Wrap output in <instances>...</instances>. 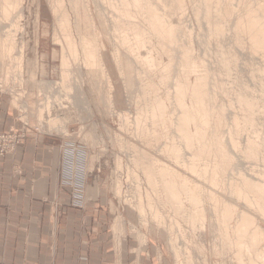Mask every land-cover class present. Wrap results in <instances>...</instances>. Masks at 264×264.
I'll return each instance as SVG.
<instances>
[{"label": "rangeland", "instance_id": "rangeland-1", "mask_svg": "<svg viewBox=\"0 0 264 264\" xmlns=\"http://www.w3.org/2000/svg\"><path fill=\"white\" fill-rule=\"evenodd\" d=\"M79 1L80 3L76 5L77 8L75 7L74 9L72 7L73 8L72 9L69 5L68 0L64 1L62 5L61 4L56 5L55 0L54 1L53 0H18V4L16 8L12 10L11 15L9 16L8 19H3L0 13V94L2 96H5L7 101L12 102V105L14 106L16 114L18 116L17 120L20 123L19 126L9 128L8 130H3L0 128V131H3L4 133L8 131L16 132L15 133L16 139L13 148L1 154L0 157H3L11 153L16 147V145L21 143L24 140V138L31 132H35V133L42 132L53 136L56 135L58 136L57 137L59 140L58 146L60 150V180L65 185V189L68 190L69 192L70 195L69 204L71 206L82 208L83 206L88 204V202H90L91 199L93 198L98 197L105 199L111 205L114 211H117L118 213L120 212L123 215L131 232L135 234H137V232H139V234L142 233L143 235H139V238H141V236H144L145 240L148 239L152 242L153 244L152 250L157 257L162 259L161 261L162 264H183V262L184 264L185 263L191 264L192 262L189 260L192 257L193 258L191 260L194 262L193 264H249L248 262L250 261L247 262V259L249 258L250 254H251L250 256H252L253 258V259L252 258L248 259V260H252L250 264H254V263L257 264L261 260L262 263L260 262L258 264H264L263 262L264 259L258 258L260 257V252L264 254V251H262L264 250L263 247L264 246V214L263 212L258 210L261 209V207L264 208V200H261L262 197L264 196V194H262L264 193L263 192L264 189L262 190L261 188V187L264 188L263 185L261 186V184H264V42H263L264 38H262V36L264 37L263 35L264 27L262 25L264 24V0H171V1L165 0L166 2L162 0L164 3H166L165 5L160 0H157V2L159 1L160 3H157L156 0L153 2L150 0H146V1L141 0V2L140 1L138 2L141 5H137V6L136 4H138L137 3L138 0L135 1L136 4L135 2L134 3L130 2L132 0H126L127 3L124 0H119V2H117L118 0H114L112 2L110 0H107L109 1V2L106 1L108 4L103 3L105 2L104 0H79ZM148 1L149 3H147ZM167 1L169 5L167 4ZM113 2L114 3L116 2L117 5L114 4ZM120 2L121 5L123 3L124 6L122 5L121 7H119ZM130 3L132 4L129 5ZM125 4L126 6L128 5L127 7L128 9L126 8ZM152 4L155 5L157 10H155L156 8ZM158 4L159 6H157ZM0 5H1V0H0ZM55 5L57 6L56 7L57 9L55 8ZM115 5L118 8H121L122 12L120 11V9L116 10L117 7H114ZM129 6H134V8L136 7L138 11L141 8L140 6H142L140 11L144 14L149 9L150 11L146 13V15L151 16L152 18L151 22H149L150 16L146 17V15H143L142 13L140 14V12H138L137 10L136 12H138L139 14H137L136 12L134 13H136L138 16L137 15L133 16L132 14L134 13H130V12H133L135 9L132 8L133 11H130L131 7ZM181 6L183 8H181ZM162 7L164 10L162 9ZM124 8L127 10H125ZM142 9L143 11L144 10L146 11L143 12ZM158 9H162V10L159 11ZM58 10H60V13ZM62 10L63 11L66 10L67 17L73 23V25L71 26L68 27L65 26V29L64 26H61L60 22L58 21V18H61V13L63 12ZM120 13H121L120 17L117 16V14L119 15ZM128 13L130 14L128 15ZM153 13L155 15H153ZM122 14L125 15L124 16L125 18L122 17L123 16ZM126 14L128 15V17ZM158 14L159 17L156 16ZM170 15H172V17ZM140 16L143 17L142 18L143 22H141L140 20V23L139 22L137 23L136 19L138 17L139 19H141ZM166 16L171 17L166 19V20L169 19L168 21H171V23H173V21L177 22V23L174 22L175 24L173 23L174 25L177 24L176 26L177 28H175L176 30L174 29L175 31L173 30V28H171L174 25L171 26L169 25L171 24L170 22L168 21L165 22L164 18ZM116 17H119L120 19L119 18L116 19ZM145 17L146 19H144ZM256 17H258V20ZM122 18L123 21L121 20ZM154 18L155 20H153ZM159 18L162 23L160 21H156L159 20ZM115 19L119 23L116 22ZM124 19L128 21L129 25L127 24V21ZM152 20L153 22L154 21L155 22L153 23ZM253 21L254 23H252ZM144 22H146V24ZM143 23L146 26L143 25ZM255 23H257L256 24L257 27ZM116 24L118 25L115 26L116 27L115 28L114 25ZM125 24L128 25L127 26L128 29L126 28ZM159 24L163 28H165V26L167 25L168 27H166L167 29L166 28L163 29L159 26ZM74 25H76V27H74ZM153 25H156L157 27L156 26L153 27ZM135 26L137 27V31H135L136 30ZM147 26H148L147 29L149 31L152 30L153 33H151V31L148 32L147 29L145 30V27ZM252 26L254 28H252ZM129 27L130 29H132V31L131 30L129 31L130 33L128 32ZM155 27L159 28L160 30L155 29ZM122 28L125 30H123ZM257 28L260 30L262 29V32L260 31L262 33L261 37L260 35H258L261 33L258 32L259 30ZM139 30L144 33L140 32ZM163 30L165 31V33H163L164 32ZM65 31L66 34H70V33L74 35L78 34V36L75 35V37H77L76 39H78L81 36V34L82 36L86 37L87 33H88L87 36L88 38L90 37L91 39L94 38L93 40L95 41H93L92 44L97 46L94 47V49L95 48L98 49V50L95 49L96 52L95 51L94 52L96 55H98L101 58L103 65L102 70L98 66L86 67L82 65L83 63L81 61L79 62V60H75L76 61L75 63L74 59H70L69 72H68L69 77L67 78L68 80L61 83L62 82L61 55L62 52L64 51L67 56V52H68L66 48L67 44L65 40ZM119 31H121L120 33L121 35L118 33ZM138 31L139 34L141 35L138 34ZM61 32L64 34V36L62 35ZM124 32L126 34H129V37L128 35H125ZM11 33L14 36L13 37L14 47L11 52V55L9 56L6 55L7 53L5 52L4 45L7 46L11 42L12 37L8 36ZM156 33L158 36L156 35ZM162 33L164 35H162ZM255 33L257 37L254 36ZM116 35H118L119 37ZM161 35L162 37L163 36L165 37L164 38L165 40L162 39ZM159 36L161 37V40ZM133 37L135 39H133ZM172 37L175 40L174 39L172 40ZM145 38L148 43L144 41ZM148 38L150 39L149 41L147 40ZM154 38H159V39L154 40ZM152 39L153 41H151ZM256 39H259V41L261 42H258L257 40L258 42L257 43ZM117 40H122V41L119 42ZM135 40H137V42ZM123 41L125 43V46L122 45ZM128 41H130V43H128ZM131 41L132 42L134 41L135 44L134 43L131 44ZM150 41L152 42V44L150 43ZM168 41L172 42L170 47H167L168 44H170ZM143 42L146 45L143 44ZM153 42L157 45H155ZM161 42L162 45H164L162 46L163 48L160 46ZM260 43L261 45L257 46V44ZM119 44L122 46H120ZM137 44L138 45L143 44L141 45L143 48L145 47L154 48L153 50L152 49L150 50L149 48L148 51L145 48V51H147L146 56L148 57H150L151 55H155V56H152L151 57L152 59L145 57L148 61L143 60L145 58L142 55H145L146 52L143 49L142 50L144 52L143 51L141 52L140 49L141 46L139 45L140 47L139 46L137 47ZM148 44H150V46ZM153 45L157 46V48L159 49L155 48V46L153 47ZM133 48L134 49L137 48L135 49L137 51H134ZM160 48L163 50H161ZM128 50L129 51L131 50L132 52L131 51L130 52L132 54ZM138 50L140 51L138 52ZM155 50L156 52H154L153 54L152 52ZM126 51L128 52V54ZM133 51L135 54L133 53ZM155 53L158 55V57H156L157 55ZM68 55L71 56L70 53H68ZM130 55L132 56L134 63L138 61L140 63L141 61L139 59H141L143 63L145 61V65L143 64L141 66L142 63L134 64L133 60L130 58L131 57ZM139 55L142 57L139 58ZM169 55H171V57ZM183 55L185 56V58ZM133 56L137 58L136 59L137 61ZM163 57H164V63L161 62L162 63L161 65L165 64V66L164 65L162 66L165 69L160 67L161 65H159L160 64L159 60L156 61L154 60L157 58L163 59ZM152 60H154L153 62L159 61L156 64L159 65L158 67L160 68L154 65L155 63L152 65ZM166 60H168V63L165 62ZM181 62L184 63L182 64ZM192 62L194 63L192 64ZM199 63L201 67L198 66ZM148 64L149 65L151 64V67L148 66ZM168 64L170 66H166ZM146 66L148 67L145 68ZM148 68H152L153 70ZM178 69L180 73L178 72ZM197 72L198 74H195ZM199 72H201L202 75ZM163 75L165 76L164 78H162ZM178 75L180 77H178ZM203 75H205V78ZM199 78L202 82L199 80ZM183 79L185 80L184 81L185 84L189 83L188 86L182 82ZM195 79L198 83L195 82ZM174 81L179 82L181 85L179 86V84L175 83ZM47 83L49 84L51 83L50 87L49 84ZM203 83L204 85L205 84L206 85L204 86ZM40 85L41 86L48 85L50 89L49 88L46 89L47 87L39 88ZM185 86L189 87L190 89H188ZM178 87L180 88L178 89ZM182 88L185 92L181 90ZM191 88L194 90H192ZM196 88L200 89V91L199 90L197 91ZM203 88H205L207 92H205ZM39 89L42 90L40 91ZM176 89L181 92V93L179 92L180 97ZM190 91H192L191 93L193 94H190ZM194 91L198 92L199 97L197 93H195ZM203 91L206 94L208 93L207 94V96L209 95L208 98H206L207 96L206 97L204 96L205 93H203ZM182 93H184V96L182 95ZM185 94L187 95V97L185 96ZM201 94L202 96H204L202 97L203 99L201 98ZM45 95L46 98L48 97L47 99L45 98ZM165 95L167 96L165 97ZM192 95L194 96V98ZM172 97L175 99V101ZM197 98L198 100L196 101ZM204 98H206V100ZM51 99H54L55 101ZM177 99L178 102L176 101ZM47 100L50 101L47 102ZM153 100L154 101L156 100V102L153 103L154 102ZM164 100H167L165 101L166 103L164 102ZM44 101H46L49 104L48 107L50 111L47 114H46L47 111L44 112L43 114L44 123L42 122L40 124L38 123L37 120V113H38L37 110H39V108L47 104ZM160 101H162L163 103ZM183 101H184V105H186L187 107L190 104L191 107H193V109L196 107L194 109V114L192 108L190 109L188 107L187 109L189 111L185 110L186 107H183L184 106L182 104ZM190 101L193 102L195 101L194 103H196V105L193 106L194 103L193 102L190 103ZM200 102L202 104L201 106H198ZM57 103L59 107L57 106ZM156 103L163 104V106L159 104L157 106ZM165 104H167L166 105L167 107L165 106ZM178 105L179 106L181 105V107H179ZM60 106H63L65 108H62ZM145 106L147 107V110ZM200 107L202 108V110L204 108L206 117H204L205 115H202L203 118H200L199 120V116L202 117L201 114L204 113V112L202 113ZM55 108L57 111L54 110ZM57 108H59L60 111ZM163 108H165L167 112ZM161 109H163L164 111ZM196 109L197 112L195 111ZM178 110L181 111L180 114L183 113L184 115L186 113L184 117L182 114H181L182 117L179 118L176 117V115L178 116L179 114ZM190 111L192 112L191 114L190 113L189 114L192 116L196 115L195 118L187 114ZM140 112L143 114H141ZM49 114L51 115L50 117L57 118L56 121H54L57 126L54 123L53 124L55 126L52 124L54 129L53 127H48L49 126V125L47 126L48 123L45 122L46 120H49V118L47 117V115ZM160 114H162L161 115L162 118ZM180 114L179 116H181ZM145 115L147 116L149 115L148 118ZM186 116H190V117H187L186 120ZM136 117L140 119L139 120V122L141 121L140 123L135 121L137 119ZM149 117L151 118L149 119ZM152 117L154 119H158L159 122L157 120L155 121ZM159 117L162 120L161 122ZM163 117L166 120H170L172 117V120L167 122L165 119L163 120ZM59 119H62L63 121ZM143 119L145 121H143ZM179 119H181V121ZM188 119L190 123L192 121L195 122L199 120L201 126L204 125L207 126L203 127L202 130L200 125L196 124L198 122H195V124L193 125L194 122H192V124L187 123ZM201 119H203V121ZM205 120L207 122H205ZM172 121L174 124L171 125L170 122ZM177 121L180 125H178V123L176 124ZM61 122L63 123L61 124ZM181 122L183 124L186 123V125L185 124H184L185 126L183 124L181 125ZM154 124L155 126L156 125L157 126L154 127ZM188 124L189 127L187 126ZM198 125H199V130L197 131ZM136 126L137 128L139 127L138 129H140L141 126V129L138 130ZM150 126L152 127V129H150L151 128ZM61 127L62 128L65 127L64 128L65 130L62 129ZM186 127H188V129ZM175 128L176 130H178V128H181V130L179 129L176 132ZM194 128L196 129L197 132H194L195 131ZM61 129L63 131H61ZM188 130H190L189 134H191L192 136L188 135L187 132ZM199 131H202L200 132L201 134L198 133ZM174 132H176L177 134ZM194 133L197 134L193 135ZM178 134L180 135L177 136ZM147 136L153 141H150V139ZM169 136L173 137L174 141L172 140L173 138ZM193 136H195L197 139L195 137L193 138ZM189 137L192 138L189 139ZM202 137L204 139H202ZM153 138L155 139V141ZM198 138H200L199 143L201 142L200 140H202V141H206V144L205 142L204 143L202 142L203 144L202 143L198 144L197 143L198 141H196L198 140ZM192 139L193 140L196 139V140L192 141ZM178 142L179 143L181 142L180 143L181 147L184 146L183 149L180 147V145L178 147L179 144ZM185 143L188 147L186 145L182 146V144ZM194 143H196L198 146L195 145ZM170 144H172V146H170ZM247 144L250 147H253L254 145L255 146L253 148H250L247 146ZM190 145L193 147V149ZM202 145L203 146L205 145L207 148L205 146L202 147ZM174 148H176L175 151ZM166 149H168V151ZM206 149H208L209 151ZM249 149L250 150L255 149V150L248 152L247 150ZM193 150L195 152H193ZM203 150L205 151L204 157L202 153ZM201 153H202V157L204 158L203 160L200 156ZM206 153H208V155ZM139 154L142 155L139 156ZM145 154H147V156ZM131 155L133 157L135 156L134 158L136 159H134ZM149 155L154 157V162L153 160H151L153 159V157ZM180 158L182 160H180ZM199 158L201 159V161H199L200 160ZM115 160H117L118 162ZM134 160H137V162ZM144 160L146 161V163ZM186 160H188V162L183 163L186 162ZM194 165L197 167H195ZM202 165L204 167H202ZM206 165L207 168H205ZM198 166H200L199 168L201 171H199ZM145 167L148 168V170H146ZM185 167H187V169H185ZM149 169L151 170L149 171ZM163 169H165V171L168 170L166 171L167 173L165 171H162ZM193 169L198 170V175L199 176L201 175L202 177L205 178L199 177L198 175L197 176L194 175L197 174V171L196 170L194 171ZM205 169L206 170L209 169V171H206ZM142 170L144 171V174H141V172L143 173ZM145 171H147V173ZM165 173L168 174V176H164L166 175ZM204 173L206 174L208 173V175ZM130 174H132L131 179H130L131 177ZM156 174H158V176ZM175 175L177 177H172ZM182 176L185 177L182 178ZM211 176L215 178V181H213L214 179L211 178ZM243 176L245 177V180ZM147 177H149V179ZM157 178L159 180H157ZM172 178L173 179L177 178L178 180L176 179L177 181H174ZM184 178L185 180H183ZM147 179L148 181H146ZM170 179H172L173 181L171 184H176L178 182L179 185L185 182V184L188 185L189 187L193 185L192 187L194 188L192 189L193 193L190 190L188 191L189 193H187L188 195L187 196L183 194L182 191H178L177 194L181 192L184 195V198H181L183 196L182 194L179 193L180 194L179 197L180 196L181 197L178 199V195L176 194L177 198L173 199L172 197L173 199L172 202L171 201L172 199L170 198L171 194H169L171 193V190L169 189H172L171 188L172 186L170 184L171 181ZM153 180L155 182H153ZM160 180L163 181L160 182ZM249 180L251 181L255 180L252 181V184L256 181L259 182H256V184L254 183L255 185H253L254 187L253 188ZM187 181L188 183H186ZM168 182L169 184H166ZM190 182L192 183L191 185ZM212 182L213 183L215 182L216 184L215 183L213 184ZM161 183H163L162 186L164 187L165 190H163ZM155 185H157L158 187H156ZM234 185L236 186L235 188ZM116 186H118V189ZM152 186L158 191L152 192L155 191ZM241 186L243 189L241 188ZM255 186L256 187L260 186L257 188V191L260 189L258 193L256 191ZM149 187H152V189ZM231 187H232L231 190L233 191L232 193H234L235 191L234 193L235 195L231 193L230 190ZM244 187L246 188L244 189ZM196 188L198 192H202L201 195L199 193L200 196L197 195L198 192L196 193L197 191ZM240 189L242 192L239 191ZM251 189H252V193L250 192ZM137 190L138 193L136 192ZM145 190L146 193H149L150 190L149 197L156 193L153 196V198H151L153 200L151 201V199L149 198L150 199L149 201L153 202L152 205L154 207V205L159 200L161 205L160 203H157L154 208H156L157 206L156 210H158L161 214L164 215L165 218L163 219L165 221L164 223L161 219V215L159 216V218L158 216L157 218L153 216L155 217L153 219L150 211H148V210L153 211V207L146 210L147 202L149 201L147 200L148 198L146 194H143L144 193L143 191ZM254 192H256L255 195ZM134 193H136V201H135ZM162 193H164L165 195L167 193L166 196L169 199L166 200L167 197H165L164 194ZM194 193L196 194V197L198 196L197 199H200L201 196H202L201 199L204 198L202 200L203 204L200 203L201 201L199 203L197 202L196 197L193 196L195 195ZM143 195L146 197H143ZM189 195H192L193 197L191 196L190 198ZM211 195L213 197H211ZM241 195L245 197H242ZM249 195L251 197L253 196L257 197V201L256 198H251L249 197ZM258 195L261 197V199H259L260 197ZM246 196H248L249 200H247ZM194 197L195 200L193 199V201H191L192 198ZM244 198L246 201H249L250 204H251V200L255 201V203L258 204L259 208L258 206H256L257 204L256 205L254 204V202L252 204L254 205V207L258 209L254 208L253 205H252L253 208L251 207L252 209L249 208L251 205H249V202H245ZM175 199L177 201L179 200L178 203H176L177 201ZM182 199L184 200L182 201ZM132 200L133 202H130ZM258 200H260V202ZM134 201L137 203V206L139 204L142 203L144 204V202H146V204H144L145 214L148 215H145L143 213V216L145 215V218L142 217L141 214H138L139 212L138 210H136L137 206L136 204L134 205L135 203ZM180 201H182L184 205H182ZM221 201L222 203H220ZM167 202L170 203L168 204ZM174 202L176 205L171 204ZM228 202L231 204H229ZM190 203H194L196 205L194 206V204H192L190 206ZM244 203L248 205L246 206ZM179 204L182 207H179ZM226 204H228L229 206ZM185 205H187L189 208H187ZM217 205L219 208L217 207ZM231 205L233 206V209ZM212 206L214 208H212ZM227 206L228 207L231 206V207L228 209L226 208ZM202 207H203L202 215L204 214L203 215L204 219L202 218L201 215L200 218L203 219L201 223L202 219L199 218L200 213L198 212L199 211L198 209ZM223 207H225L226 210L230 212L227 213V211ZM172 208H174V210ZM176 208L178 211L176 210ZM179 208L181 209L179 210ZM182 208L184 210L185 208L189 209V211L191 209L190 212H192V214L186 216L185 215L186 211L182 210ZM220 208L223 209V210L221 209L222 213L219 210ZM214 209L216 213H213ZM244 209H245V213L249 214V218L251 215L250 222H252V225L250 223L251 226L249 227L248 225L247 227L249 228L248 229L249 236L251 237L252 235H254L252 234L253 232L252 230L254 231L256 230L254 232L256 235L257 234L260 235L262 233L261 235L263 236L260 235L261 236L260 239L258 235L257 237L255 235V241L259 240L258 242L255 241L252 242V239L250 237H248L247 239L248 240L250 239L251 242H248L247 239H244L246 237L244 238L242 237L246 241V243L248 242L247 246H249L250 243L253 244L252 245L253 249L249 247L250 248L249 251L245 249L247 253H245L244 250L239 252L242 256L241 258L239 253H235V251L238 250L237 246L235 245L237 240L239 239L236 238V235L233 232H234V228L237 226V222L239 221V216L237 215L236 212H238V214L240 215L241 214L240 212H242V210L244 211ZM255 209L259 212H257ZM217 210L220 212V214ZM146 211H148V213H146ZM174 211L176 213H174ZM180 211H184L181 212V214H183V216L182 215L181 216L184 219L179 215ZM189 211L188 213H190ZM193 212L195 214L197 212L196 215L199 216L193 217L195 215ZM177 213L178 215H175ZM217 213L219 215L224 216V217L221 216V220L223 218V221H221L220 218H218ZM261 213L263 214V216L261 215ZM213 214L214 215L216 214L217 217H215L216 215L214 216ZM184 216H186L187 218L189 216V219H187ZM225 216L227 217L228 221L227 219L225 221L226 218ZM252 216L254 219L252 218ZM141 217L142 219L143 218L146 219V221L140 219ZM197 217L198 219H200L198 220L200 222L194 223L197 220L196 219ZM190 219L191 221L194 222L189 221ZM173 220L174 222L176 221L177 224L176 222L174 223ZM218 220L221 221L220 223L223 222L222 223L223 225L220 224ZM251 220L254 221L255 225ZM160 222L163 225L159 224ZM225 222L227 223V225ZM173 224L175 226H173ZM224 226H225V230L227 228L226 231H223ZM255 226L256 227L258 226V228H256ZM177 227L178 228L181 227V228L178 229ZM176 228L178 229L177 231ZM231 229L233 230V232L231 231ZM229 230L231 231L230 233ZM220 231L223 237L221 236ZM223 232H226L228 234L229 236L228 239L225 238L226 235L224 234L226 233ZM231 233H233V235ZM176 234H178V236ZM230 235H232V237ZM176 236L181 237L182 239L181 238L178 239ZM221 237L225 239H222ZM230 238L231 239L235 238L234 242L233 239L231 240ZM177 239L179 241L176 244L175 242ZM230 241L232 244H230ZM172 242L176 245L173 246ZM256 243L258 244L256 245ZM254 244L256 245V249H254L255 246ZM228 245H230V247ZM234 246L235 248L233 249ZM255 250L256 252L258 251V254L255 253ZM235 254L239 256L236 257ZM242 254L243 255L248 254V255L247 256L245 255L243 257ZM187 255L188 256L191 255L189 256L190 259ZM257 255L259 256L257 257ZM185 258H187L189 263L187 262V260H185ZM238 258H240L241 260Z\"/></svg>", "mask_w": 264, "mask_h": 264}, {"label": "crops", "instance_id": "crops-1", "mask_svg": "<svg viewBox=\"0 0 264 264\" xmlns=\"http://www.w3.org/2000/svg\"><path fill=\"white\" fill-rule=\"evenodd\" d=\"M17 118L0 94V128ZM57 137L31 132L0 157V264H162L105 199L69 204Z\"/></svg>", "mask_w": 264, "mask_h": 264}, {"label": "bare ground", "instance_id": "bare-ground-1", "mask_svg": "<svg viewBox=\"0 0 264 264\" xmlns=\"http://www.w3.org/2000/svg\"><path fill=\"white\" fill-rule=\"evenodd\" d=\"M53 1H54V0H53ZM64 1H67V0H55V3H56V5H57V4H61V5H62V3H63ZM68 1H69V5H70V7H71V8L73 7L74 9H75V7L77 8L76 5L80 3L79 0H68ZM104 1H105V2H103V3H107V2H109V1H107V0H104ZM106 1H107V2H106ZM110 1L112 2V1H114V0H110ZM124 1L126 2V0H124ZM135 1H137V0H132V1H130V2H133V3H134ZM139 1L141 2V0H138L137 3H138ZM145 1H146V0H145ZM150 1L153 2V1H155V0H150ZM160 1H162V0H160ZM163 1L166 2L165 0H163ZM163 1H162V2H163ZM169 1H171V0H169ZM117 2H119V0H118ZM122 2H123V1H122ZM156 2H157V0H156ZM162 2H161V4H162ZM164 2H163V3H164ZM19 3H20V1H19ZM53 3H54V2H53ZM113 3H114V2H113ZM126 3H127V2H126ZM147 3H149V1H148ZM157 3H160V2L158 1ZM17 4H18V0H1L0 13H1L2 18H3V19H8L9 16L11 15L12 10H13L14 8H16ZM107 4H108V3H107ZM114 4H116V2H115ZM131 4H132V3H130L129 5H131ZM135 4H136V2H135ZM135 4H134V6H135ZM144 4H145V3H144ZM150 4H151V3H150ZM154 4H155V3H154ZM154 4H152V5L155 7ZM165 4H166V3H164V5H165ZM167 4L169 5L168 1H167ZM56 5H55V8L57 7ZM61 5H60V6H61ZM110 5H111V3H110ZM112 5H113V4H112ZM116 5H117V4H116ZM116 5H115L114 7H117ZM119 5H120V6H119ZM119 5H118V6L121 7V6L123 5V3H122V5H121V2H120ZM137 5H141V4L138 3V4H136V6H137ZM67 6H68V4H67ZM123 6H124V5H123ZM125 6H126V4H125ZM134 6H129V7H131V8H130V11H133L132 8H134ZM144 6H147V5H144ZM148 6H149V4H148ZM157 6H159V4H158ZM111 7H112V6H111ZM114 7H113V8H114ZM127 7H128V5L126 6V8H127ZM140 7L142 8V6H140ZM73 8H72V9H73ZM141 8H140V9L138 8V9H139V11H138V10L136 9V7H135V8H134L135 10H134L133 12H130V13H134V12H136V10H137V11L140 12V14H141V13H142V12L140 11ZM149 8H150V7H149ZM151 8H152V7H151ZM155 8H156V7H155ZM181 8H183V7L181 6ZM56 9H57V8H56ZM59 9H61V8H59ZM72 9H71V10H72ZM118 9H120V11H121V8H118V7H117L116 10H118ZM124 9H125V8H124ZM124 9H123V10H124ZM127 9H128V8H127ZM127 9H125V10H127ZM146 9H148V8H146ZM162 9H163V7H162ZM162 9H158V10L160 11V10H162ZM205 9H206V8H205ZM68 10H69V9H68ZM151 10H152V9H151ZM155 10H157V8H156ZM163 10H164V9H163ZM182 10H183V9H182ZM56 11H57V10H56ZM58 11H59V13H60V10H58ZM62 11H63V10H62ZM142 11H143V9H142ZM145 11H146V10H144L143 12H145ZM149 11H150V10L148 9V11H146L145 14H144V13H142V14H143V15H146V13H148ZM159 11H158V12H159ZM121 12H122V11H121ZM128 12H129V11H128ZM138 12H136V13L139 14ZM156 12H157V11H156ZM161 12H162V11H161ZM183 12H184V11H183ZM123 13H124V11H123ZM125 13H126V12H125ZM130 13H128V15H129ZM136 13H134V14H132V15H133V16H134V15H137ZM151 13H152V12H151ZM154 13H155V12H154ZM154 13H153V15L156 14V13H155V14H154ZM167 13H168V12H167ZM57 14H58V13H57ZM149 14H150V13H149ZM165 14H166V12H165ZM20 15H21V14H20ZM58 15H59V14H58ZM120 15H121V13H120L119 15L117 14V16H119V17H120ZM122 15H123L122 17L125 18V17H124L125 15H124V14H122ZM126 15H127V14H126ZM128 15H127V17H128ZM132 15H131V16H132ZM151 15H152V14H151ZM167 15H168V14H167ZM75 16H76V15H75ZM75 16H74V18H75ZM137 16H138V15H137ZM147 16H150V15H146V17H147ZM156 16L159 17V14L156 15ZM156 16H155V17H156ZM160 16H162V15H160ZM163 16H164V15H163ZM170 16L172 17V15H170ZM59 17H60V16H59ZM119 17H116V19L119 18ZM129 17H130V16H129ZM140 17H141V19H139V17H138V18H137L138 20H137L136 17H135L137 23H138V22L140 23V20H141V22H143V19H142L143 17H142V16H140ZM146 17H145L144 19H146ZM171 17H167V16H166V17L164 18L165 22L169 20V19L166 20L167 18H171ZM123 18L121 19L122 21H123ZM173 18H174V17H173ZM256 18H257V20H258V17H256ZM116 19H115V21H116ZM119 19H120V18H119ZM127 19H129V18H127ZM131 19H132V17H131ZM151 19H152V18H151V16H150V19H149L150 21H149V20H148V21L151 22ZM156 19H157V18H156ZM162 19H163V17H162ZM174 19H175V18H174ZM174 19H173V20H174ZM124 20H126V19H124ZM153 20H155V18H154ZM153 20H152V22H153ZM171 20H172V19H171ZM175 20H176V19H175ZM253 20H254V19H253ZM255 20H256V19H255ZM58 21L60 22V25H61V26H64V29H65V26L68 27V26L73 25V23H72V22L70 21V19L67 17L66 10H64V11L61 13V18H58ZM113 21H114V20H113ZM126 21H127V20H126ZM126 21H125V22H126ZM131 21H132V20H131ZM144 21H145V20H144ZM156 21H160V18H159V20H156ZM162 21H163V20H162ZM176 21H177V20H176ZM77 22H78V21H77ZM116 22H118V21H116ZM116 22H115V23H116ZM146 22H147V21H146ZM146 22H144V23L146 24ZM154 22H155V21H154ZM154 22H153V23H154ZM160 22H161V21H160ZM168 22L171 23V21H168ZM174 22H175V21H173V23H174ZM248 22H249V21H248ZM255 22H256V21H255ZM257 22H259V21H257ZM262 22H263V21H262ZM16 23H17V22H16ZM74 23H76V22H74ZM112 23H113V22H112ZM115 23H114V24H115ZM118 23H119V22H118ZM120 23H121V22H120ZM129 23H130V22H129ZM144 23H143V25H145ZM161 23H162V22H161ZM173 23H171V24H169V25L172 26V25H174V24L177 23V22H175L174 24H173ZM252 23H254V21H253ZM19 24H20V23H19ZM123 24H124V22H123ZM127 24H128V21H127ZM149 24H152V23H149ZM155 24H156V23H155ZM164 24H165V23H164ZM167 24H168V23H167ZM256 24H257V23H255V25H256ZM14 25H15V24H14ZM117 25H118V24L114 25V27L117 26ZM121 25H122V24H121ZM121 25H120V28H121ZM125 25H126V24H125ZM125 25H124V26H125ZM128 25H129V24H128ZM128 25H126V28H127V29H128V27H127ZM135 25H136V22H135ZM138 25H139V24H138ZM138 25H137V26H138ZM141 25H142V24H141ZM143 25H142V26H143ZM147 25H148V24H147ZM156 25H157V24H156ZM156 25H153V27L156 26ZM253 25H254V24H253ZM255 25H254V26H255ZM262 25H263V27H264V24H262ZM17 26H18V25H17ZM17 26H15V27H17ZM124 26H123V27H124ZM145 26H146V25H145ZM157 26H158V25H157ZM157 26H156V27H157ZM159 26H160V24H159ZM174 26H175V27H174ZM174 26L171 27V28H173V30H174L175 28H177V27H176L177 24L174 25ZM74 27H76V25H74ZM140 27H141V26H140ZM149 27H150V26H149ZM156 27H155V29H159V28H156ZM160 27H161V26H160ZM166 27H168V25L165 26V28H166ZM256 27H257V25H256ZM258 27H259V26H258ZM62 28H63V27H62ZM115 28H116V27H115ZM118 28H119V27H118ZM120 28H119V29H120ZM124 28H125V27H124ZM126 28H125V29H126ZM135 28H136L135 31H137V27H136V26H135ZM138 28H139V27H138ZM141 28H142V27H141ZM143 28H144V27H143ZM147 28H148V26L145 27V30H146ZM161 28H163V27H161ZM165 28H163V29H165ZM252 28H254V27L252 26ZM260 28H262V27H260ZM64 29H63V30H64ZM122 29H123V28H122ZM125 29H123V30H125ZM127 29H126V30H127ZM133 29H134V28H133ZM166 29H167V28H166ZM168 29H169V28H168ZM257 29H258V28H257ZM263 29H264V28H263ZM116 30H117V29H116ZM130 30L132 31V29H130V27H129L128 32H129ZM145 30H143V31H145ZM147 30H148V29H147ZM159 30H160V29H159ZM175 30H176V29H175ZM175 30H174V31H175ZM254 30H255V29H254ZM258 30H259L258 32H260V31L262 32V29H261V30L258 29ZM73 31H74V30H73ZM135 31H134V32H135ZM139 31H140V30H139ZM139 31H138V34H139ZM150 31H151V33H153L152 30H150ZM150 31L148 30V32H150ZM157 31H158V30H157ZM157 31H156V32H157ZM163 31H164V30H163ZM169 31H170V30H169ZM67 32H68V31H67ZM126 32H127V31H126ZM140 32H142V31H140ZM158 32H159V31H158ZM172 32H173V31H172ZM261 32H260V33H261ZM61 33H62V32H61ZM77 33H78V32H77ZM118 33L120 34L121 31H119ZM122 33H123V31H122ZM124 33H125V32H124ZM129 33H130V32H129ZM142 33H144V32H142ZM154 33H155V32H154ZM163 33H165V31H164ZM163 33H162V35H164ZM167 33H168V32H167ZM119 34H118V35H119ZM134 34H135V33H134ZM138 34H137V36H138ZM146 34H147V32H146ZM146 34H145V35H146ZM148 34H149V33H148ZM62 35L64 36L63 33H62ZM75 35H76V34H75ZM75 35H74V34H71V33H70V34H66V31H65V40H66V44H67V45H66V48H67V50H68V52H67V56H68V57L66 56L65 52L63 51V52H62V55H61V67H62V68H61V70H62V71H61V75H62V76H61V77H62V78H61V79H62V82H61V83H63V82H65L66 80H68L67 78L69 77L68 72H69V63H70V59H74V61H75V60H79V62L81 61V62L83 63L82 65H84V66H86V67H87V66H98L101 70L103 69V68H102L103 65H102L101 58H100L98 55L95 54V52H96L95 49H97V48L94 49V47H97V46L92 44V42L95 41V40H93L94 38H93V39H91V37L88 38V37H87V36H88V33H87V36H86V37H85V36H82V34H81V36H80L78 39H76L77 37H75ZM79 35H80V34H79ZM84 35H86V34H84ZM118 35H116V36H118ZM120 35H121V34H120ZM125 35H128V37H129V34H126V33H125ZM130 35H131V34H130ZM139 35H141V34H139ZM152 35H153V34H152ZM156 35H157V33H156ZM156 35H154V36H156ZM162 35H161V37H162ZM165 35H166V34H165ZM168 35H169V34H168ZM174 35H175V34H174ZM258 35H260V37H261L262 33H261V34H258ZM263 35H264V31H263ZM8 36L12 37V40H11V42H10L7 46L4 45V48H5V52L7 53L6 55H9V56H10V55H11V52H12V50H13V47H14V38H13L14 36H13L12 33H11L10 35H8ZM8 36H7V37H8ZM76 36H78V34H77ZM89 36H90V35H89ZM137 36H136V37H137ZM157 36H158V35H157ZM169 36H170V35H169ZM171 36H172V35H171ZM254 36H256V33L254 34ZM93 37H94V36H93ZM118 37H119V36H118ZM118 37H117V38H118ZM122 37H123V35H122ZM124 37H125V36H124ZM145 37H146V36H145ZM161 37L159 36L160 40H161ZM173 37H174V36H173ZM173 37H172V40L174 39ZM256 37H257V36H256ZM130 38H132V37H130ZM138 38H139V37H138ZM138 38H137V40H138ZM146 38H147V37H146ZM146 38H145L144 41H145L146 43H148V42L146 41ZM150 38H151V35H150ZM159 38H154V40H155V39L158 40ZM164 38H165V37L163 36L162 39H164ZM175 38H176V37H175ZM262 38H264V37L262 36ZM75 39H76V41H75ZM95 39H96V38H95ZM118 39H119V38H118ZM123 39H124V38H123ZM127 39H128V38H127ZM133 39H135V38L133 37ZM133 39H130V40H133ZM170 39H171V37H170ZM259 39H261V38H259ZM259 39H256V42H257V40H258V42H261V41H259ZM124 40H125V39H124ZM137 40H135V41L137 42ZM140 40H141V38H140ZM147 40L149 41L150 39L148 38ZM160 40H159V41H160ZM164 40H165V39H164ZM174 40H175V39H174ZM117 41L120 42V41H122V40H117ZM151 41H153V39H152ZM151 41H150V43L152 44ZM170 41H171V40H170ZM170 41H168L170 44H168L167 47H170V46H171V43H172V42H170ZM96 42H97V41H96ZM119 42H118V43H119ZM138 42H139V41H138ZM154 42H157V41H154ZM154 42H153V43H154ZM173 42H174V41H173ZM258 42H257V43H258ZM263 42H264V41H263ZM128 43H130V41H128ZM132 43H134V41H133V42L131 41V44H132ZM159 43H160V42H159ZM163 43H164V42H163ZM134 44H135V43H134ZM134 44H133V45H134ZM143 44H145V43L143 42ZM143 44H139V45L141 46V45H143ZM154 44H155V43H154ZM165 44H166V43H165ZM119 45H120V44H119ZM122 45L125 46L124 41H123V44H122ZM122 45H120V46H122ZM139 45L137 44V47H138ZM145 45H146V44H145ZM148 45L150 46V44H148ZM155 45H157V44H155ZM155 45H153V47H154ZM159 45H160V44H159ZM258 45H261V43H260V44H257V46H258ZM140 46H139V47H140ZM160 46H161V47L164 46V45H162V42H161V45H160ZM160 46H159V47H160ZM262 46H263V45H262ZM128 47H129V46H128ZM130 47H132V46H130ZM133 47H134V46H133ZM135 47H136V46H135ZM141 47H142V46H141ZM141 47H140L141 52H142L143 50L145 51V48H146V47H145V46H144L145 48H143V47L141 48ZM123 48H124V47H123ZM149 48H150V50H151V49H152V50L154 49V48H152V47H149ZM149 48H146V50L148 51ZM155 48H157V46H155ZM162 48H163V47H162ZM165 48H166V47H165ZM258 48H259V47H258ZM130 49H131V48H130ZM133 49H134V48H133ZM135 49H137V48H135ZM135 49H134V51H137V50H135ZM138 49H139V48H138ZM142 49H143V50H142ZM157 49H159V48H157ZM160 49H161V48H160ZM166 49H167V48H166ZM171 49H172V48H171ZM97 50H98V49H97ZM126 50H127V48H126ZM131 50H132V49H131ZM131 50H130V51H131ZM161 50H163V49H161ZM94 51H95V52H94ZM128 51H129V50H128ZM130 51H129V52H130ZM134 51H133V53H134ZM139 51H140V50H138V52H139ZM144 51H143V52H144ZM147 51H145V52H146V54L144 53L145 55H142V56H144V58H145V57H146V58L148 57V56H146V55H147ZM165 51H166V50H165ZM169 51H170V49H169ZM97 52H98V51H97ZM126 52H127V51H126ZM131 52H132V51H131ZM131 52H130V53H131ZM154 52H156V50L153 51L152 53L154 54ZM157 52H158V51H157ZM163 52H164V51H163ZM68 53H70L71 56L68 55ZM152 53H149V54H152ZM160 53H161V52H160ZM165 53H166V52H165ZM127 54H128V52H127ZM131 54H132V53H131ZM134 54H135V53H134ZM137 54H139V53H137ZM137 54H136V55H137ZM155 54H156V53H155ZM162 54H163V53H162ZM162 54H161V55H162ZM116 55H117V54H116ZM136 55H135V57H136ZM156 55H157V54H156ZM163 55H164V54H163ZM166 55H167V54H166ZM130 56H131V55H130ZM142 56L139 55V58L142 57ZM152 56H155V55H151V56L148 57V58L152 59V58H151ZM169 56L171 57V55H169ZM169 56H168V57H169ZM183 56H184V55H183ZM133 57H134V56H133ZM135 57H134V58H135ZM156 57H158V55H157ZM159 57H161V56H159ZM164 57H165V56H164ZM164 57H163V59H162V58H157V59H154V60H155V61H156V60H159V61H160V64H159V63H158V64L161 65V64H162L161 62L164 63ZM130 58L132 59V56H131ZM130 58H129V59H130ZM146 58L143 59V60H147ZM184 58H185V56H184ZM131 59H130V60H131ZM136 59H137V58H135V60H136ZM161 59H162V60H161ZM165 59H167V58H165ZM169 59H170V58H169ZM169 59H168V60H169ZM132 60H133V59H132ZM139 60L141 61L140 63H142L141 66H142L143 64L145 65V61H144V63H143L141 59H139ZM154 60H152V65L155 63L154 65H156V66L158 67L159 65H157L156 63L159 62V61H157V62H153ZM168 60H166L165 62L168 63ZM189 60H190V59H189ZM189 60H188V62H189ZM191 60H192V59H191ZM136 61H137V60H136ZM136 61H135V62H136ZM147 61H148V60H147ZM149 61H150V60H149ZM182 61H183V60H182ZM130 62H131V61H130ZM170 62H171V61H170ZM184 62H185V61H184ZM184 62H183V63H184ZM190 62H191V61H190ZM75 63H76V61H75ZM133 63H134V60H133ZM133 63H132V64H133ZM137 63H139V61L136 62V63H134V64H137ZM140 63H139V64H140ZM167 63H166V64H167ZM181 63H182V62H181ZM183 63H182V64H183ZM185 63H186V62H185ZM193 63H194V62H192V64H193ZM77 64H78V63H77ZM182 64H181V65H182ZM187 64H188V63H187ZM187 64H184V65H187ZM163 65L165 66V64H163ZM163 65H161L160 67H162ZM184 65H183V67H184ZM188 65H189V64H188ZM195 65H196V64H195ZM148 66L151 67V64H150V65L148 64ZM148 66H146L145 68H147ZM166 66H170V65L168 64V65H166ZM178 66H179V65H178ZM198 66L201 67V66H200V63L198 64ZM202 66H204V65H202ZM154 67H155V66H154ZM157 67H156V68H157ZM160 67H158V68H160ZM179 67H180V66H179ZM193 67H194V66H193ZM99 68H98V69H99ZM152 68H153V67H152ZM152 68H148V69L153 70L154 68H153V69H152ZM162 68H163V67H162ZM167 68H169V67H167ZM181 68H182V67H181ZM181 68H180V69H181ZM187 68H188V67H187ZM190 68H191V67H190ZM190 68H189V69H190ZM196 68H197V67H196ZM196 68H195V69H196ZM203 68H204V67H203ZM163 69H165V68H163ZM184 69H185V67H184ZM200 69H202V68H200ZM200 69H199V70H200ZM158 70H159V69H158ZM187 70H188V69H187ZM199 70H198V71H199ZM167 71H168V70H167ZM181 71H182V70H181ZM184 71H185V70H184ZM195 71H196V70H195ZM101 72H102V71H101ZM178 72H179V69H178ZM178 72H177V73H178ZM163 73H164V72H163ZM165 73H166V71H165ZM179 73H180V72H179ZM183 73H184V72H183ZM199 73H201V72H199ZM195 74H198V72L195 73ZM180 75H181V74H180ZM201 75H202V73H201ZM198 76H199V75H198ZM198 76H197V77H198ZM203 76H204V78H205V75H203ZM203 76H202V77H203ZM134 77H135V76H134ZM161 77H162V76H161ZM164 77H165V76L163 75L162 78H164ZM166 77H167V76H166ZM178 77H180V76L178 75ZM199 77H200V76H199ZM137 78H138V77H137ZM182 78H183V77H182ZM182 78H181V79H182ZM200 78H201V77H200ZM200 78H199V80H200ZM160 80H161V79H160ZM176 80H177V79H176ZM176 80H175V81H176ZM179 80H180V79H179ZM203 80H204V79H203ZM175 81H174V82H175ZM184 81H185V80L183 79L182 82L185 84ZM200 81H201V80H200ZM205 81H206V79H205ZM205 81H204V83H205ZM195 82H197L196 79H195ZM201 82H202V81H201ZM175 83H178L179 86L181 85L179 82H175ZM175 83H173V84H175ZM186 83H187V82H186ZM197 83H198V82H197ZM197 83H196V85H197ZM204 83H203V85H204ZM47 84H49V83H47ZM50 84H51V83H50ZM50 84H49V87H50ZM52 84H53V83H52ZM54 84H55V83H54ZM59 84H60V83H59ZM128 84H129V83H128ZM131 84H132V83H131ZM184 84H182V85H184ZM188 84H189V83H188ZM188 84H185V85L188 86ZM42 85H43V84H42ZM61 85H62V84H61ZM63 85H64V84H63ZM205 85H206V84H205ZM205 85H204V86H205ZM59 86H60V85H59ZM59 86H58V87H59ZM64 86H65V85H64ZM130 86H131V85H130ZM176 86H177V85H176ZM187 86H185V87H187ZM190 86H191V85H190ZM198 86H199V85H198ZM42 87H47L46 89L49 88L48 85H47V86H45V85H44V86H41V85H40L39 88H42ZM58 87H57V88H58ZM62 87H63V86H62ZM174 87H175V86H174ZM192 87H193V86H192ZM195 87H197V86H195ZM199 87H200V86H199ZM201 87H203V86H201ZM206 87H207V86H206ZM60 88H61V87H60ZM179 88H180V87H178V89H179ZM187 88L190 89L189 87H187ZM193 88H194V87H193ZM207 88H208V87H207ZM207 88H206V89H207ZM43 89H45V88H43ZM49 89H50V88H49ZM62 89H63V88H62ZM67 89H68V88H67ZM143 89H144V88H143ZM174 89H175V88H174ZM188 89H187V90H188ZM191 89H192V88H191ZM196 89H197V88H196ZM196 89H195V90H196ZM203 89L205 90V88H203ZM39 90H40V89H39ZM39 90H38V91H39ZM41 90H42V89H41ZM41 90H40V91H41ZM145 90H146V89H145ZM181 90H183V88H182ZM192 90H194V89H192ZM198 90L200 91V89H197V91H198ZM44 91H45V90H44ZM140 91H141V90H140ZM147 91H148V90H147ZM147 91H146V92H147ZM173 91H174V90H173ZM176 91H178V90L176 89ZM183 91H184V90H183ZM144 92H145V91H144ZM179 92H180V91H178V93H179ZM184 92H185V91H184ZM186 92H187V91H186ZM191 92H192V91H190V94H193V93H191ZM194 92H195V91H194ZM205 92H207V90H205ZM205 92L203 91V93H205ZM40 93H41V92H40ZM173 93H174V92H173ZM173 93H172V94H173ZM180 93H181V92H180ZM180 93H179V97H180ZM188 93H189V91H188ZM195 93H197V95H198V97H199L198 92H195ZM199 93H200V92H199ZM201 93H202V92H201ZM203 93H202V94H203ZM210 93H211V92H210ZM210 93H209V94H210ZM18 94H19V93H18ZM142 94H143V92H142ZM170 94H171V93H170ZM175 94H176V92H175ZM186 94H187V93H186ZM186 94H185V96L187 97ZM202 94H201V98L204 97V96L206 97L208 93H207V94L205 93V95L203 94L204 96H202ZM49 95H50V94H49ZM145 95H146V93H145ZM182 95L184 96V93H182ZM188 95H189V94H188ZM210 95H211V94H210ZM55 96H56V95H55ZM157 96H158V95H157ZM166 96H167V95H165V97H166ZM168 96H169V93H168ZM189 96H190V95H189ZM192 96H193V95H192ZM192 96H191V98H192ZM155 97H156V96H155ZM176 97H177V96H176ZM186 97H183V98H186ZM195 97H196V96H195ZM208 97H209V95H208L206 98H208ZM45 98H46V95H45ZM45 98H44V99H45ZM47 98H48V97H47ZM47 98H46V99H47ZM49 98H50V96H49ZM51 98H52V97H51ZM54 98H56V97H54ZM161 98H162V97H161ZM172 98H173V97H172ZM193 98H194V96H193ZM206 98H204V99L206 100ZM157 99H158V97H157ZM164 99H166V98H164ZM173 99H174V98H173ZM173 99H170V100H173ZM189 99H190V98H189ZM202 99H203V98H202ZM209 99H210V98H209ZM51 100H54V99H51ZM167 100H168V99H167ZM167 100H164V102L167 101ZM170 100H169V101H170ZM192 100H193V99H192ZM197 100H198V98L196 99V101H197ZM205 100H204V102H205ZM49 101H50V100H49ZM49 101L47 100V102H49ZM54 101H55V100H54ZM153 101H154V100H153ZM169 101H168V102H169ZM174 101H175V99H174ZM174 101H173V102H174ZM176 101L178 102V99H177ZM180 101H182V100H180ZM199 101H200V99H199ZM44 102H46V101H44ZM44 102H43V103H44ZM47 102H46V103H47ZM58 102H59V101H58ZM149 102H150V101H149ZM155 102H156V100H155L153 103H155ZM157 102H158V101H157ZM160 102H162V101H160ZM160 102H159V103H160ZM177 102H176V103H177ZM192 102H193V101H190V103H192ZM194 102H195V101H194ZM194 102H193V103H194ZM43 103H42V105H43ZM159 103H158V104H159ZM162 103H163V102H162ZM165 103H166V102H165ZM180 103H181V102H180ZM180 103H179V104H180ZM197 103H198V102H197ZM148 104H149V103H148ZM156 104H157V103H156ZM158 104H157V106H158ZM177 104H178V103H177ZM182 104L184 105V101L182 102ZM182 104H181V105H182ZM201 104H202V103L200 102V104H199L198 106H201ZM59 105H60V104H59ZM145 105H146V104H145ZM159 105H162V106H163V104H159ZM166 105H167V104H165V106H166ZM181 105H180V106L178 105V106L181 107ZM183 105H182V106H183ZM195 105H196V103H194L193 106H195ZM204 105H205V104H204ZM40 106H41V105H40ZM48 106H49V104L47 103V104H45L44 106H42L43 108L41 107V108H39V110H37V111H38V113H37V120H38V123L41 124V123L43 122V120H44V119H43V114H44V112L47 111L46 114L49 113L50 110H49V107H48ZM51 106H52V105H51ZM57 106H58V103H57ZM146 106H147V105H146ZM146 106H145V108H146V110H147V107H146ZM149 106H151V105H149ZM198 106H197V107H198ZM52 107H53V106H52ZM58 107H59V106H58ZM60 107L65 108V107H63V106H60ZM154 107H155V105H154ZM166 107H167V106H166ZM179 107H178V108H179ZM183 107H186V109L183 108V109H185L186 111L188 110V109H187L188 107H189L190 109H191V108L193 109V107H191V104H190L188 107H187L186 105H184ZM204 107H205V106H204ZM50 108H51V107H50ZM140 108H141V107H140ZM151 108H152V107H151ZM159 108H162V107H159ZM195 108H196V107H195ZM195 108H194V109H195ZM200 108H201V107H200ZM52 109H53V108H52ZM57 109H59V108H57ZM148 109H150V108H148ZM157 109H158V108H157ZM163 109L165 110V108H163ZM163 109H161V110H163ZM194 109H193V114H194ZM198 109H199V108H198ZM54 110H56V108H55ZM54 110H53V111H54ZM154 110H155V109H154ZM164 110H163V111H164ZM179 110H180V109H179ZM179 110H178V111H179ZM53 111H52V112H53ZM56 111H57V110H56ZM59 111H60V109H59ZM61 111H62V110H61ZM137 111H140V110H137ZM148 111H149V110H148ZM155 111H156V110H155ZM165 111H166V110H165ZM182 111H184V110H182ZM188 111H189V110H188ZM195 111L197 112V109H196ZM199 111H200V110H199ZM201 111H202V113L204 112L203 114H201V116H202V115H205V110H204V108H203V110H202V108H201ZM146 112H147V111H146ZM153 112H154V111H153ZM159 112H161V111H159ZM166 112H167V111H166ZM180 112H181V111H179L178 113L180 114ZM191 112H192V111L188 112L187 114L190 115ZM53 113H54V112H53ZM140 113H141V112H140ZM148 113H149V112H148ZM156 113H157V112H156ZM156 113H155V114H156ZM163 113H164V112H163ZM189 113H190V114H189ZM200 113H201V112H200ZM55 114H56V113H55ZM141 114H143V113H141ZM145 114H146V113H145ZM149 114H150V113H149ZM152 114H153V113H152ZM179 114H178V116L176 115V117H178V118H179V117H182L183 113H181L182 115L180 114L181 116H179ZM185 114H186V113H185ZM185 114H184V115H185ZM198 114H199V113H198ZM198 114H197V115H198ZM161 115H162V114H160V116H161ZM184 115H183V117H184ZM45 116H46V115H45ZM50 116H51L50 114L47 115V117L49 118V120H46V119H45V120H46L45 122L48 123V124H47V126L49 125L48 127H53L52 124H53V123L55 124L54 121H56L57 118H52V117H50ZM139 116H140V114H139ZM145 116H147V115H145ZM148 116H149V115H148ZM148 116H147V118H148ZM157 116H158V115H157ZM163 116H164V115H163ZM190 116H192V115H190ZM190 116H186V120H187V117H190ZM195 116H196V115H193L192 117L195 118ZM198 116H199V115H198ZM56 117H58V116H56ZM143 117H144V116H143ZM169 117H170V116H169ZM176 117H175V118H176ZM204 117H206V115H205ZM44 118H45V117H44ZM48 118H47V119H48ZM136 118H137V119H136L135 121H136V122H139L140 119H139L138 117H136ZM150 118H151V117H149V119H150ZM152 118H153V117H152ZM155 118H156V115H155ZM157 118H158V117H157ZM161 118H162V116H161ZM161 118L159 117L160 122L162 121ZM194 118H192V119H194ZM200 118H203V116H202V117L199 116V120H200ZM153 119H154V118H153ZM164 119H165V118L163 117V120H164ZM182 119H184V118H182ZM189 119H191V118H189ZM189 119H188L187 123H190ZM205 119H206V118H205ZM59 120H62V119H59ZM141 120H142V119H141ZM146 120H148V119H146ZM154 120H155V121L157 120V121L159 122L158 119H154ZM165 120H166V119H165ZM171 120H172V117H171L170 120H166V121L168 122V121H171ZM173 120H176V119H173ZM179 120L181 121V119H179ZM196 120H197V119H196ZM199 120H198V121H195V122H198V123H196V124H199V125H200V121H199ZM201 120L203 121V119H201ZM62 121H63V120H62ZM143 121H145V120L143 119ZM149 121H150V120H149ZM180 121H179V122H180ZM140 122H141V121H140ZM140 122H139V123H140ZM183 122H184V121H183ZM192 122H194V121H192ZM192 122H191L190 124H192ZM195 122L193 123V125L195 124ZM205 122H207V121L205 120ZM43 123H44V122H43ZM56 123H57V122H56ZM62 123H63V122H61V124H62ZM152 123H153V122H152ZM162 123H163V122H162ZM170 123H171V125L174 124L173 121L170 122ZM177 123H178V121L176 122V124H177ZM54 124H53V125H54ZM150 124H151V123H150ZM158 124H160V123H158ZM163 124H164V123H163ZM165 124H167V123H165ZM176 124H175V125H176ZM182 124H183V123L181 122V125H182ZM184 124L186 125V123H184ZM184 124H183V125H184ZM204 124H205V123H204ZM43 125H44V124H43ZM55 125H56V124H55ZM55 125H54V126H55ZM64 125H65V124H64ZM139 125H142V124H139ZM178 125H180V124L178 123ZM178 125H177V126H178ZM185 125H184V126H185ZM199 125H198V129H197V131L199 130ZM202 125H203V124H202ZM56 126H57V125H56ZM156 126H157V125H156ZM156 126H155V124H154V127H156ZM167 126H168V125H167ZM184 126H183V127H184ZM187 126L189 127V124H188ZM195 126H196V125H195ZM205 126H207V125H204V126H201V125H200V127L202 128V130H203V127H205ZM147 127H148V126H147ZM147 127H145V128H147ZM150 127H151V126H150ZM172 127H173V126H172ZM174 127H176V126H174ZM183 127H181V128H183ZM188 127H186V128L188 129ZM236 127H237V126H236ZM61 128H62V127H61ZM64 128H65V127H64ZM64 128H62V129H64ZM136 128H137V126H136ZM138 128H139V127H138ZM138 128H137V129H138ZM163 128H164V127H163ZM165 128H166V126H165ZM181 128H178V130H179V129L181 130ZM196 128H197V127H196ZM53 129H54V127H53ZM56 129H57V128H56ZM62 129H61V131H63ZM140 129H141V126H140ZM140 129H138V130H140ZM143 129H144V127H143ZM143 129H142V130H143ZM150 129H152V127H151ZM150 129H149V130H150ZM153 129H154V128H153ZM194 129H195V128H194ZM64 130H65V129H64ZM149 130H148V131H149ZM173 130H174V129H173ZM175 130H176V128H175ZM178 130H176V132H177ZM204 130H205V128H204ZM151 131H152V130H151ZM183 131H186V130H183ZM197 131H196V129H195L194 132H197ZM143 132H144V131H143ZM143 132H142V133H143ZM145 132H146V131H145ZM176 132H174V133H176ZM179 132H180V131H179ZM187 132H188V135H191V134H189L190 130H188ZM200 132H202V131H199L198 133H200ZM180 133H181V132H180ZM191 133H192V132H191ZM140 134H141V133H140ZM148 134H149V133H148ZM176 134H177V133H176ZM195 134H197V133H194L193 135H195ZM200 134H201V133H200ZM203 134H204V133H203ZM141 135H142V134H141ZM150 135H151V134H150ZM179 135H180V134H178L177 136H179ZM182 135H183V134H182ZM182 135H181V136H182ZM185 135H186V134H185ZM160 136H161V135H160ZM163 136H164V135H163ZM181 136H180V137H181ZM191 136H192V135H191ZM197 136H198V135H197ZM147 137H148V136H147ZM154 137H155V136H154ZM157 137H158V136H157ZM161 137H162V136H161ZM169 137H171V136H169ZM180 137H179V138H180ZM194 137H195V136H193V138H194ZM198 137H199V136H198ZM200 137H201V136H200ZM213 137H214V136H213ZM148 138H149V137H148ZM151 138H152V137H151ZM171 138H173V137H171ZM183 138H184V137H183ZM191 138H192V137H191ZM191 138L189 137V139H191ZM195 138H196V137H195ZM149 139H150V138H149ZM153 139H154V138H153ZM169 139H170V138H169ZM185 139H186V138H185ZM196 139H197V138H196ZM196 139H194V140H196ZM199 139H200V138H198V140H196V141H198V142H197L198 144H200V143H202V142H203V143L205 142V144H206V141H202V140H200L201 142L199 143ZM202 139H204V138L202 137ZM172 140L174 141V138H173ZM172 140H171V141H172ZM181 140H182V138H181ZM186 140H187V139H186ZM194 140L192 139V141H194ZM205 140H206V139H205ZM210 140H211V139H210ZM210 140H209V141H210ZM146 141H147V140H146ZM150 141H153V140L150 139ZM154 141H155V139H154ZM169 141H170V140H169ZM147 142H148V141H147ZM187 142H188V141H187ZM210 142H211V141H210ZM231 142H232V141H231ZM250 142H251V141H250ZM148 143H149V142H148ZM173 143H174V142H173ZM176 143H177V141H176ZM178 143H179V142H178ZM180 143H181V142H180ZM180 143L178 144V147H179V145H180V147H181V144H180ZM182 143H184V142H182ZM189 143H190V142H189ZM203 143H202V144H203ZM232 143H233V142H232ZM247 143H248V142H247ZM252 143H253V142H252ZM125 144H126V143H125ZM153 144H154V142H153ZM153 144H152V145H153ZM194 144L197 145L196 143H194ZM121 145H122V144H121ZM174 145H175V144H174ZM174 145H173V146H174ZM183 145H186V143H185V144H182V146H183ZM191 145H193V144H191ZM191 145H190V146H191ZM207 145H209V144H207ZM250 145H251V144H250ZM253 145H254V144H253ZM164 146H165V145H164ZM170 146H172V144H170ZM186 146H187V145H186ZM190 146H189V147H190ZM197 146H198V145H197ZM204 146H205V145H204ZM204 146L202 145V147H204ZM247 146H248V144H247ZM251 146H252V145H251ZM254 146H255V145H254ZM254 146H253V147H254ZM176 147H177V145H176ZM183 147H184V146H183ZM183 147H181V148L183 149ZM187 147H188V146H187ZM191 147H192V146H191ZM199 147H200V146H199ZM205 147H206V146H205ZM248 147H250V146H248ZM253 147H250V148H253ZM164 148H165V147H164ZM164 148H163V149H164ZM166 148H169V147H166ZM194 148H197V147H194ZM200 148H201V147H200ZM200 148H199V149H200ZM206 148H207V147H206ZM170 149H172V148H170ZM179 149H180V148H179ZM182 149H181V150H182ZM192 149H193V147H192ZM199 149H198V150H199ZM202 149H203V148H202ZM202 149H201V150H202ZM246 149H248V148H246ZM166 150L168 151V149H166ZM175 150H176V148H174V151H175ZM181 150H180V151H181ZM194 150H195V149H194ZM194 150H193V152H195ZM204 150H205V149H204ZM204 150H203V152L201 151V152L203 153V157L205 156V155H204V154H205V153H204V152H205ZM206 150H208V149H206ZM254 150H255V149H253V150H252V149H251V150L249 149V150H247V151L249 152V151H254ZM177 151H178V150H177ZM196 151H197V150H196ZM199 151H200V150H199ZM208 151H209V150H208ZM247 151H246V152H247ZM181 152H182V151H181ZM181 152H180V153H181ZM189 152H191V151H189ZM248 152H247V153H248ZM138 153H139V152H138ZM167 153H168V152H167ZM198 153H199V152H198ZM202 153H201L200 156H201V158H202V160H203L204 158L202 157ZM253 153H254V152H253ZM133 154H134V153H133ZM133 154H132V155H133ZM190 154H191V153H190ZM199 154H200V153H199ZM206 154L208 155V153H206ZM132 155H131V156H132ZM140 155H142V154H139V156H140ZM145 155L147 156V154H145ZM180 155H181V154H180ZM197 155H198V154H197ZM249 155H250V154H249ZM137 156H138V155H137ZM143 156H144V155H143ZM143 156H141V157H143ZM149 156H151V155H149ZM149 156H148V157H149ZM169 156H171V155H169ZM250 156H251V155H250ZM132 157H133V156H132ZM134 157H135V156H134ZM134 157H133V158H134ZM151 157H153V156H151ZM191 157H192V155H191ZM191 157H190V158H191ZM209 157H210V156H209ZM211 157H212V156H211ZM169 158H170V157H169ZM193 158H194V157H193ZM195 158H197V157H195ZM134 159H136V158H134ZM183 159H184V158H183ZM199 159H200V158H199ZM139 160H141V159H139ZM139 160H138V163H139ZM145 160H146V159H145ZM145 160H144V161H145ZM149 160H150V158H149ZM151 160H153V162H154V157H153V159H151ZM156 160H157V159H156ZM180 160H182V159L180 158ZM180 160H179V161H180ZM184 160H185V159H184ZM184 160H183V161H184ZM188 160H189V159H188ZM188 160H186V162H183V163H187ZM192 160H193V159H192ZM206 160H207V159H206ZM115 161H117V160H115ZM134 161L137 162V160H134ZM147 161H148V160H147ZM172 161H174V160H172ZM199 161H201V159H200ZM117 162H118V161H117ZM189 162H190V161H189ZM145 163H146V161H145ZM150 163H151V162H150ZM160 163H161V162H160ZM178 163H179V162H178ZM178 163H177V164H178ZM117 164H118V163H117ZM147 164H148V163H147ZM188 164H189V163H188ZM188 164H187V165H188ZM190 164H192V163H190ZM199 164H200V163H199ZM199 164H198V165H199ZM201 164H202V163H201ZM205 164H206V163H205ZM205 164H203V165H205ZM210 164H211V163H210ZM119 165H120V164H119ZM133 165H134V164H133ZM138 165H139V164H138ZM143 165H144V164H143ZM151 165H152V164H151ZM153 165H154V163H153ZM203 165H202V167H204ZM207 165H208V164H207ZM207 165H206L205 168H207ZM117 166H118V165H117ZM136 166H137V165H136ZM139 166H140V165H139ZM139 166H138V167H139ZM148 166H149V165H148ZM160 166H161V165H160ZM192 166H193V165H192ZM194 166H195V165H194ZM208 166H209V165H208ZM138 167H137V168H138ZM141 167H142V166H141ZM152 167H153V166H152ZM155 167H156V165H155ZM161 167H162V166H161ZM164 167H165V165H164ZM166 167H167V166H166ZM195 167H197V166H195ZM199 167H200V166H198V168H199ZM143 168H144V167H143ZM145 168H146V167H145ZM149 168H150V167H149ZM153 168H154V167H153ZM158 168H160V167H158ZM162 168H163V167H162ZM193 168H194V167H193ZM198 168H197V169H198ZM128 169H129V168H128ZM132 169H133V168H132ZM139 169H140V168H139ZM154 169H155V168H154ZM167 169H168V168H167ZM169 169H170V168H169ZM185 169H187V167H185ZM188 169H189V168H188ZM191 169H192V168H191ZM117 170H118V169H117ZM146 170H148V168H146ZM150 170H151V169H149V171H150ZM170 170H171V169H170ZM170 170H169V171H170ZM193 170H194V169H193ZM195 170H196V169H195ZM195 170H194V171H195ZM202 170H203V169H202ZM205 170H206V169H205ZM130 171H131V168H130ZM142 171H143V170H142ZM153 171H154V170H153ZM162 171H165V169H163ZM166 171H168V170H166ZM166 171H165V172H166ZM171 171H172V170H171ZM173 171H174V170H173ZM196 171H197V174H194V175L197 176V175H198V170H196ZM199 171H201L200 168H199ZM203 171H204V170H203ZM206 171H209V169L206 170ZM133 172H134V171H133ZM133 172H132V173H133ZM139 172H140V171H139ZM145 172L147 173V171H145ZM151 172H152V171H151ZM160 172H161V171H160ZM176 172H177V171H176ZM189 172H190V171H189ZM126 173H127V172H126ZM130 173H131V172H130ZM153 173H154V172H153ZM153 173H152V174H153ZM155 173H156V172H155ZM166 173H167V172H166ZM166 173H165V174H166ZM168 173H169V172H168ZM172 173H173V172H172ZM193 173H196V172H193ZM201 173H202V172H201ZM128 174H129V173H128ZM135 174H136V173H135ZM141 174H144V171H143V173L141 172ZM152 174H151V175H152ZM158 174H159V173H158ZM158 174H156V175L158 176ZM174 174H175V173H174ZM174 174H173V175H174ZM177 174H179V173H177ZM199 174H200V172H199ZM202 174H203V173H202ZM204 174H206V173H204ZM131 175H132V174H130V176H131ZM156 175H155V176H156ZM161 175H162V173H161ZM206 175H208V173H207ZM137 176H138V175H137ZM143 176H144V175H143ZM146 176H147V175H146ZM146 176H145V179H146ZM159 176H160V175H159ZM164 176H168V174H166V175H164ZM170 176H171V174H170ZM170 176H169V178H170ZM198 176H199V175H198ZM204 176H205V175H204ZM133 177H134V176H133ZM151 177H152V176H151ZM162 177H163V175H162ZM172 177H177V176L175 175V176H172ZM178 177H179V175H178ZM183 177H185V176H182V178H183ZM199 177H202V176L200 175ZM243 177H244V176H243ZM131 178H132V176L130 177V179H131ZM134 178H135V177H134ZM136 178H137V177H136ZM147 178L149 179V177H147ZM160 178H161V177H160ZM167 178H168V177H167ZM182 178H181V179H182ZM202 178H205V177H202ZM211 178H213V177L211 176ZM211 178H210V179H211ZM128 179H129V176H128ZM148 179H147L146 181H148ZM150 179H152V178H150ZM153 179H154V178H153ZM172 179H173V178H172ZM172 179H170V180H171V181H170V184L173 182ZM176 179H177V178H176ZM176 179L174 178L173 180H174V181H177L178 179H177V180H176ZM213 179H214L213 181H215V178H213ZM247 179H249V178H247ZM133 180H134V179H133ZM157 180H159V179L157 178ZM163 180H164V179H163ZM163 180H162V181H163ZM167 180H168V179H167ZM183 180H185V178H184ZM211 180H212V179H211ZM244 180H245V177H244ZM137 181H139V180H137ZM149 181H151V180H149ZM162 181L160 180V182H162ZM249 181H250L251 184H252V181H255V180H252V181L249 180ZM249 181H248V182H249ZM153 182H155V181L153 180ZM156 182H159V181H156ZM248 182H247V183H248ZM256 182H259V181H256ZM256 182H254V183L256 184ZM186 183H188V181H187ZM212 183H213V182H212ZM214 183H215V182H214ZM214 183H213V184H214ZM254 183L252 184V187H253V185H255ZM118 184H119V183H118ZM118 184H117V185H118ZM137 184H138V183H137ZM154 184H155V183H154ZM162 184H163V183H161V186H162ZM164 184H165V182H164ZM166 184H169V182L166 183ZM176 184H177V185H176ZM176 184H171V186H172L171 188H172V189H169V188H168L169 190H171V193H169V194H171V196H170L171 199H172V197H173V199H174V198H177V195H178V199H179V198L181 197V196L179 197L180 194L183 193V194L187 195V193H189L188 191L191 190V192H192V191H193L192 189H194V188H192L193 185H192L191 187H189L188 185L185 184V182H183V183H181V184H179V185H178V182H177ZM191 184H192V183L190 182V185H191ZM193 184H194V183H193ZM215 184H216V183H215ZM249 184H250V183H249ZM249 184H247V185H249ZM258 184H259V183H258ZM258 184H257V185H258ZM260 184H261V183H260ZM148 185H150V184H148ZM242 185H243V183H242ZM262 185L264 186V184H261V186H262ZM155 186L158 187L157 185H155ZM165 186H166V185H165ZM177 186H178V188H177ZM179 186H180V188H179ZM244 186H245V185H244ZM116 187H117V189H118V186H116ZM119 187H120V186H119ZM152 187H153V186H152ZM152 187H149V188L152 189ZM162 187H163V186H162ZM167 187H168V186H167ZM167 187H166V188H167ZM235 187H236V186L234 185V188H235ZM238 187H239V186H238ZM246 187H248V186H246ZM246 187H244V189H245ZM250 187H251V186H250ZM250 187H249V188H250ZM255 187H256V186H255ZM258 187H260V186H258ZM258 187H256V191H257V188H258ZM134 188H135V187H134ZM153 188H154V187H153ZM241 188H242V186H241ZM253 188H254V187H253ZM253 188H252V189H253ZM261 188H262V190L264 189L263 187H261ZM135 189H136V188H135ZM231 189H232V187L230 188V190H231ZM242 189H243V188H242ZM247 189H248V188H247ZM252 189H251V191H250L251 193H252ZM146 190H147V189H146ZM146 190L143 191V192H144L143 194H146V196H147V198H148L147 200L149 201L151 198H153V196H154L156 193H155L154 195H151V196L149 197L150 190H149V193H146ZM154 190H155V191H152V192H156V191H158V190H156L155 188H154ZM163 190H165L164 187H163ZM169 190H168V191H169ZM196 190H197V188H196ZM196 190H195V191H196ZM201 190H202V189H201ZM233 190H234V189H233ZM235 190H236V189H235ZM237 190H238V189H237ZM259 190H260V189H259ZM259 190L257 191V193L259 192ZM134 191H135V190H134ZM160 191H161V190H160ZM178 191H182V193L179 192L180 194H179V193L177 194ZM239 191H241V189H240ZM239 191H238V192H239ZM248 191H249V190H248ZM136 192L138 193V190H137ZM152 192H151V193H152ZM197 192H198V190L196 191V193H197ZM209 192H210V191H209ZM232 192H233V191L231 190V193H232ZM241 192H242V191H241ZM241 192H240V193H241ZM243 192H244V191H243ZM261 192H262V191H261ZM263 192H264V191H263ZM192 193H193V192H192ZM199 193H200V195L202 194V192H198L197 195H199ZM234 193H235V191H234ZM234 193H232V194H234ZM247 193H248V192H247ZM251 193H250V194H251ZM255 193H256V192H254V195H255ZM134 194H135V201H136V193H134ZM162 194H164V193H162ZM176 194H177V195H176ZM183 194H182L183 197H181V198H184V195H183ZM194 194H195V193H194ZM208 194H209V193H208ZM236 194H237V192H236ZM241 194H242V193H241ZM248 194H249V193H248ZM248 194H247V195H248ZM262 194H264V193H262ZM138 195H139V194H138ZM157 195H158V194H157ZM166 195H167V193H166ZM166 195L164 194L165 197H167ZM200 195H199V196H200ZM234 195H235V194H234ZM243 195H244V193H243ZM243 195H241V196H242V197H245V196H243ZM146 196L143 195V197H146ZM164 196H163V197H164ZM187 196H188V195H187ZM189 196H190V198H191L192 195H189ZM193 196L196 197V194L193 195ZM193 196H192V197H193ZM204 196H205V194H204ZM241 196H240V197H241ZM258 196H259V195H258ZM139 197H140V196H139ZM195 197L192 198V200H191V199H190V200H191V201H193V199L195 200ZM201 197H202V196H201ZM201 197H200V199H197V198H198V196H197V197H196V200H197L198 203L201 201L200 203L203 204V203H202V202H203L202 200H203L204 198L201 199ZM209 197H210V196H209ZM211 197H213V196L211 195ZM216 197H217V196H216ZM236 197H237V196H236ZM246 197H247V200H249V199H248V196H246ZM249 197H251V196L249 195ZM259 197H260V196H259ZM137 198H138V197H137ZM149 198H150V199H149ZM155 198H158V197H155ZM159 198H160V197H159ZM214 198H215V197H214ZM251 198H256V201H257V197H254V196H253V197H251ZM251 198H250V200H251ZM263 198H264V196L262 197V199H261V197H260L259 199L264 200ZM143 199H145V198H143ZM143 199H142V200H143ZM163 199H164V198H163ZM167 199H169V198L167 197L166 200H167ZM173 199L171 200L172 202H173ZM207 199H209V198H207ZM217 199H218V198H217ZM238 199H240V198H238ZM140 200H141V199H140ZM152 200H153V199H151V201H152ZM154 200H155V199H154ZM164 200H165V199H164ZM175 200H176V199H175ZM183 200H184V199H182V201H183ZM210 200H211V198H210ZM128 201H129V200H128ZM135 201H134V202H135ZM145 201H146V200H145ZM151 201L147 202L146 210H147V209H150V208L153 207V205H152L153 202H151ZM160 201H161V200H160ZM176 201H177V200H176ZM178 201H179V200H178ZM178 201H177L176 203H178ZM182 201H180V203H182ZM187 201H189V200H187ZM213 201H214V200H213ZM244 201H245V202H249V201H246L245 198H244ZM244 201H243V202H244ZM258 201L260 202V200H258ZM130 202H133V200L130 201ZM137 202H138V200H137ZM143 202H144V201H143ZM185 202H186V200H185ZM195 202H196V201H195ZM197 202H196V203H197ZM210 202H211V201H210ZM253 202H254L255 205L257 204V203H255V201H252V200H251V204H250V202H249V205H251L250 207L248 206L249 208L252 207V205H253L252 203H253ZM262 202H263V201H262ZM139 203H140V202H139ZM157 203H160L159 200L157 201ZM157 203H156V204H157ZM167 203L169 204L170 202H167ZM188 203H189V202H188ZM198 203H197V204H198ZM214 203H216V202H214ZM220 203H222V201H221ZM225 203H226V201H225ZM228 203H229V202H228ZM135 204H136V206H137V203H136V202L134 203V205H135ZM142 204H143V203H142ZM142 204H139V205L137 206V209H136V210H138V212H139V213L137 212L138 214H141L142 217L145 218V215H148V214H145V205H144V204H146V202H144L143 205H142ZM156 204H155V205H156ZM171 204L173 205V204H175V202H174V203H171ZM186 204H187V203H186ZM192 204H194V203H190V206H191ZM212 204H213V203H212ZM223 204H224V202H223ZM229 204H231V203H229ZM244 204H245V203H244ZM262 204H263V203H262ZM155 205H154V207H155ZM160 205H161V203H160ZM160 205H159V206H160ZM175 205H176V204H175ZM182 205H184V204L182 203ZM188 205H189V204H188ZM195 205H196V204H194V206H195ZM220 205H222V204H220ZM226 205H228V204H226ZM245 205H246V204H245ZM247 205H248V204H247ZM247 205H246V206H247ZM162 206H163V205H162ZM177 206H178V204H177ZM185 206H186L187 208H189L187 205H185ZM200 206H202V205H200ZM213 206H215V205H213ZM213 206H212V208H214ZM228 206H229V205H228ZM228 206H227L226 208L229 209L232 205H231L230 207H228ZM256 206H258V204H257ZM262 206H263V205H262ZM147 207H149V208H147ZM154 207H153V211H152V210H148V211H150L151 216H152V217L155 216L156 218H157V216H158V218H159V216L161 215V219H162V221H163V223H164V222H165V221L163 220V219H165V218H164V215L161 214L158 210H156L157 206H156V208H154ZM173 207H175V206H173ZM179 207H182V206L179 204ZM197 207H198V206H197ZM217 207H218V205H217ZM253 207H254V205H253ZM253 207H252V208H253ZM260 207H261V206H260ZM158 208H159V207H158ZM163 208H165V207H163ZM183 208H184V207H183ZM183 208H182V210H184ZM190 208H191V207H190ZM195 208H196V207H195ZM218 208H219V207H218ZM223 208H225V207H223ZM226 208H225V210H226ZM252 208H251V209H252ZM254 208H256V207H254ZM258 208H259V206H258ZM258 208H256V209H258ZM154 209H155V210H154ZM172 209L174 210V208H172ZM180 209H181V208H179V210H180ZM215 209H216V208H215ZM215 209H214V212L212 211L213 213H216ZM221 209H222V208H220L219 210H220L221 213H222V210H223V209H222V210H221ZM232 209H233V206H232ZM256 209H255V210H256ZM261 209H262V210H261ZM261 209H258V210H260V211L263 212V214H264V210H263L264 208L261 207ZM176 210H177V208H176ZM198 210H199L198 212L200 213V214H199V213H198V214H199L200 216H199V215H196L197 212H196V214L193 212V213L195 214L193 217H195V216H199V218L201 217L203 207L200 208V209H198ZM212 210H213V209H212ZM247 210H248V209H247ZM247 210H246V211H247ZM249 210H250V209H249ZM148 211H146V213H148ZM161 211H162V210H161ZM177 211H178V210H177ZM184 211H186V212L188 213L189 209H186V208H185ZM184 211H180V214H179V215H180V216H181V215L183 216V214H181V212H184ZM190 211H191V209H190ZM190 211H189V212H190ZM193 211H194V209H193ZM195 211H196V209H195ZM204 211H205V209H204ZM204 211H203V212H204ZM217 211H218V210H217ZM226 211H227V210H226ZM226 211H225V212H226ZM256 211H257V210H256ZM186 212H185V215H186V216L189 215V214H192V212H190V213H188V214H187ZM218 212H219V211H218ZM229 212H230V211H229ZM229 212L227 211V213H229ZM234 212H235V211H234ZM239 212H240V211H239ZM243 212H244V213H243ZM257 212H259V211H257ZM143 213L145 214L144 216H143ZM150 213H149V214H150ZM162 213H163V212H162ZM174 213H176V212L174 211ZM231 213H232V212H231ZM231 213H230V214H231ZM236 213H237V215L239 216V221L237 220L238 222H237V226H236L235 228L232 227V228H234V232H233V230L231 229V231L236 235V238L239 239V240H237L236 245H235V246H237V249H238V250H236L237 252L235 251V253H239V252H241V251H243V250H244L245 253H247V251H249V249H250L249 247H251V248L253 249V247H252L253 244H252V243H250L251 246H250V244H249V246H247V243H248V242H251L250 239H249L250 241L247 239L248 237H250V236H249V232H248V229H249V228H247V227H248V225H249V227L252 225V222H250L251 215H250V218H249V214H246V213H245V209H244V211L242 210V212H240V213H241L240 215L238 214V212H236ZM217 214H218V213H217ZM219 214H220V212H219ZM219 214H218V218H220V220H221V216H222V215H219ZM224 214H225V213H224ZM250 214H251V213H250ZM263 214L261 213L262 216H263ZM162 215H163V217H162ZM175 215H178V213L175 214ZM203 215H204V214H203ZM203 215H202V218H203ZM213 215H214V214H213ZM215 215H216V214H215ZM215 215H214V216H215ZM182 216H181V217H182ZM186 216H184V217H186ZM219 216H220V217H219ZM142 217H141L140 219H142ZM155 217H153V219H154ZM190 217H191V216H190ZM215 217H217V215H216ZM222 217H224V216H222ZM225 217H226V216H225ZM230 217H231V216H230ZM232 217H233V216H232ZM236 217H237V216H236ZM236 217H235V218H236ZM144 218H143L142 220L146 221V219H144ZM182 218H183V217H182ZM186 218H187V217H186ZM202 218H200V219H202ZM228 218H229V217H228ZM233 218H234V217H233ZM237 218H238V217H237ZM252 218H253V216H252ZM153 219H152V220H153ZM183 219H184V218H183ZM187 219H189V216H188ZM196 219H197V220H196ZM196 219H194V220H196L195 222H194V221H191V219H190L189 221L194 222V223H196V222H200V221H198V220H200V219H198V217H197ZM203 219H204V218H203ZM203 219L201 220V223H202ZM226 219H227V217L225 218V221H226ZM253 219H254V218H253ZM156 220H157V219H156ZM158 220H159V219H158ZM229 220H231V219H229ZM159 221H160V220H159ZM185 221H186V220H185ZM218 221H219V220H218ZM221 221H223V218H222ZM221 221H219V223H220ZM227 221H228V219H227ZM235 221H236V219H235ZM251 221H253V220H251ZM155 222H156V221H155ZM171 222H172V221H171ZM173 222H174V220H173ZM175 222H176V221H175ZM175 222H174V223H175ZM156 223H157V222H156ZM194 223H193V224H194ZM222 223H223V222H222ZM222 223H220V224H222ZM225 223H226V222H225ZM234 223H235V222H234ZM250 223H251V225H250ZM253 223H254V221H253ZM159 224L163 225L161 222H160ZM171 224H172V223H171ZM176 224H177V222H176ZM188 224H189V222H188ZM235 224H236V223H235ZM169 225H170V224H169ZM222 225H223V224H222ZM226 225H227V223H226ZM254 225H255V223H254ZM173 226H175V225L173 224ZM220 226H221V225H220ZM178 227H179V225H178ZM178 227H177V228H178ZM222 227H223V226H222ZM222 227H221V228H222ZM227 227H228V226H227ZM229 227H230V225H229ZM255 227H256V226H255ZM255 227H254V228H255ZM174 228H175V227H174ZM177 228H176V231H177L178 229H180L181 227L178 228V229H177ZM256 228H258V226H257ZM168 229H169V227H168ZM222 229H223V228H222ZM229 229H230V228H229ZM226 230H227V228H226ZM226 230H225V226H224V230H223V231H226ZM231 231L229 230V233H230ZM250 231H251V230H250ZM252 231H253V232H252ZM252 231H251V232H252V234H254V235H252L250 238L252 239V242H253V241H255V235H256V234H255L254 232H255L256 230H255V231L252 230ZM220 233H221V231H220ZM220 233H219V234H220ZM223 233H226V232H223ZM233 233H231V234L233 235ZM259 234H260V233H259ZM261 234H262V233H261ZM261 234H260V235H261ZM176 235L178 236V234H176ZM181 235H182V234H181ZM181 235H180V236H181ZM224 235H226V237H225L226 239L229 238V236H228L227 233L224 234ZM232 235H230V236L232 237ZM238 235H239V236H238ZM250 235H251V233H250ZM257 235H258V234H257ZM257 235H256V237H257ZM260 235H258V236H259L260 239H261V236H263V235H261V236H260ZM172 236H174V235H172ZM177 236H176V237H177ZM221 236L223 237L222 233H221ZM181 237H182V236H181ZM181 237H177V238L179 239V238H181ZM222 237H221V238H222ZM242 237H243V238L246 237V238H244V239H247L248 242L246 243V241H245ZM173 238H174V237H173ZM182 238H183V237H182ZM182 238H181V239H182ZM225 238H222V239H225ZM262 238H263V237H262ZM178 239L176 240V242L174 241L176 244H177V242L179 241ZM230 239H231V238H230ZM232 239H233V238H232ZM232 239H231V240H232ZM234 239H235V238H234ZM234 239H233V242H234ZM223 241H225V240H223ZM258 241H259V240H258ZM258 241L256 240L255 242H258ZM226 242H227V240H226ZM226 242H225V244H226ZM228 242H229V240H228ZM260 242H261V241H260ZM172 243H173V242H172ZM172 243H171V244H172ZM176 244L173 243V246H175ZM183 244H184V243H183ZM183 244H182V245H183ZM228 244H229V243H228ZM230 244H232L231 241H230ZM234 244H235V243H234ZM257 244H258V243H256V245H257ZM254 245H255V244H254ZM256 245L254 246V249H256ZM228 246L230 247V245H228ZM235 246L233 247V249L235 248ZM263 247H264V246H263ZM263 247H262V248H263ZM231 248H232V247H231ZM258 248H259V247H258ZM258 248H257V249H258ZM175 249H176V248H175ZM245 249H246L247 251H245ZM175 251H177V250H175ZM253 251H254V250H253ZM262 251H264V250H262ZM175 253H176V252H175ZM250 253H251V252H250ZM250 253H248V254H250ZM255 253L258 254V251L256 252V250H255ZM255 253H254V254H255ZM177 254H178V253H177ZM239 254H240V253H239ZM248 254H247V255H248ZM256 254H255V255H256ZM178 255H179V254H178ZM242 255H243V254H242ZM245 255H246V254H244L243 257H244ZM247 255H246V256H247ZM250 255H251V254H250ZM250 255H249V258H252V256H250ZM252 255H253V254H252ZM187 256H188V255H187ZM189 256H191V255H189ZM189 256H188V257H189ZM235 256L237 257V256H239V255L235 254ZM240 256H241V254H240ZM258 256H259V255H257V257H258ZM253 257H254V256H253ZM192 258H193V257H192ZM192 258H191V259H192ZM241 258H242V256H241ZM246 258H248V257H246ZM249 258H248V259H249ZM258 258H262V259H264V254H262V252H260V257H258ZM189 259H190V257H189ZM191 259H190L189 261H191L192 263H191V262H190V263L193 264L194 262H193ZM238 259H240V258H238ZM238 259H237V260H238ZM248 259H247V262L250 261V262H248V263L250 264L252 260H248ZM252 259H253V258H252ZM185 260H187V258H185ZM240 260H241V259H240ZM242 260H243V259H242ZM255 260H256V258H255ZM257 260H258V259H257ZM260 260H261V259H260ZM260 260H259V261H260ZM261 261H262V260H261ZM261 261H260V262H261ZM187 262H188V260H187ZM260 262H258V263H260ZM263 262H264V260H263ZM188 263H189V262H188ZM258 263H257V264H258ZM261 263H262V262H261ZM183 264H184V262H183ZM185 264H186V263H185ZM254 264H256V263H254Z\"/></svg>", "mask_w": 264, "mask_h": 264}, {"label": "built area", "instance_id": "built-area-1", "mask_svg": "<svg viewBox=\"0 0 264 264\" xmlns=\"http://www.w3.org/2000/svg\"><path fill=\"white\" fill-rule=\"evenodd\" d=\"M15 133L16 132L13 131H8L6 133L0 131V155L13 148L16 139Z\"/></svg>", "mask_w": 264, "mask_h": 264}]
</instances>
